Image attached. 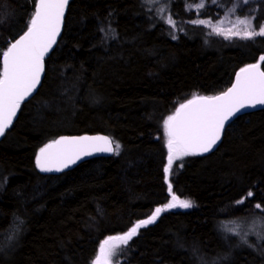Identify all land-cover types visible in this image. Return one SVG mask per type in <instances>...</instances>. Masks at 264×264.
<instances>
[{
    "label": "trees",
    "instance_id": "16d2710c",
    "mask_svg": "<svg viewBox=\"0 0 264 264\" xmlns=\"http://www.w3.org/2000/svg\"><path fill=\"white\" fill-rule=\"evenodd\" d=\"M192 1L170 0L173 27L149 0H70L43 82L0 141V264H93L106 238L168 202V183L194 206L163 212L113 264H264V239L239 244L222 227L264 218V108L236 118L216 150L174 161L168 181L163 171L164 121L264 56V36L226 39L189 22L178 29L177 20L196 16ZM229 1L209 0L204 15ZM35 2L0 0V53L27 29ZM254 20H264L262 1ZM74 134L105 135L119 154L42 173L39 149Z\"/></svg>",
    "mask_w": 264,
    "mask_h": 264
},
{
    "label": "snow or ice",
    "instance_id": "6c2138e0",
    "mask_svg": "<svg viewBox=\"0 0 264 264\" xmlns=\"http://www.w3.org/2000/svg\"><path fill=\"white\" fill-rule=\"evenodd\" d=\"M67 4L68 0H36L35 11L26 26L27 30L0 53L3 58V69L0 72V135H3L11 125L21 102L30 96L39 84L44 68V57L60 33ZM195 7L203 8V0L196 3ZM158 11L168 25L175 27V21L171 16H164V9ZM229 22L231 27L225 29L220 26L223 21L216 25L207 20L192 21L194 24L211 26L216 34L223 35L226 39L232 37L252 39L264 36V25L256 30L252 18L237 17L234 22ZM261 62H264V56L260 57V62L241 68L237 73L236 83L226 92L217 96H194L187 103L181 104L175 114L164 121L168 148V162L163 170L166 179L174 161L184 156L209 152L220 140L225 122L237 112L256 104L264 105V71L261 70ZM120 147L118 142L107 136L60 137L40 148L35 162L41 171L53 169L59 171L75 163L82 156L95 152L119 154ZM168 192L171 194V200L155 208L147 219L137 221L121 235L106 238L100 245L99 255L93 264H111V258L117 249L127 245L137 236L140 228L154 223L162 212L176 207L193 206L191 201L181 199L172 192L171 183H168ZM252 196V192L247 193V197ZM243 202V199L237 201L238 204ZM255 207L261 209L262 205L256 204ZM245 236L246 234H241L244 242Z\"/></svg>",
    "mask_w": 264,
    "mask_h": 264
},
{
    "label": "rangeland",
    "instance_id": "374dc122",
    "mask_svg": "<svg viewBox=\"0 0 264 264\" xmlns=\"http://www.w3.org/2000/svg\"><path fill=\"white\" fill-rule=\"evenodd\" d=\"M260 1L264 2V0H233V1L230 0L227 3V5H225L224 3H219L220 4L218 6L219 11L213 10V11H211L212 12L211 15H204V10H207V8H210L209 0H203L204 7L200 8V9H197L195 7V4L199 3L200 0L192 1L190 3H187L186 7L188 10L194 11L197 14L194 18H192L189 21L177 20L179 22L178 29H183V27H185L186 24H188V22L192 23V21H194V20L211 21L212 25H216V24L220 23L221 21H223V23L220 24V26L227 29V28L231 27V23L229 21L234 22L237 17H240V18L249 17V18H252L253 27L256 30H259V27L261 25H264V20L261 23H259V26H258L256 21L254 20V17L257 13L258 4ZM169 2H170V0H155V2H151V3L149 2V3L151 5L158 7L159 9H164V12H166L168 14L169 13V10H168L169 9V6H168ZM192 24H194V23H192ZM176 25H177V23H175V26ZM196 25H202L212 34L224 37L223 35L216 34L213 31V28L209 25H206V24H196ZM233 38H239V37H232L230 39H233ZM239 39H241V38H239ZM167 181H168V177H167ZM180 198L191 201L193 206H194V202L192 199L186 198V197H180ZM170 200H171V196H170V199L168 200V202ZM191 208L176 207V208L168 209L164 212L177 211V210H189ZM145 219H147V218H145ZM157 219H156V221H157ZM222 227H223V230L225 231V232L223 231L225 234L227 233V235L229 234L232 236H236L239 240V244H249L250 243L251 245L258 248V244L261 242V240L264 239V218L261 217L260 215L252 214V215H248V216L243 217V218L224 220V222L222 223ZM222 227H221V225L219 226V228H221V229H222ZM140 229H139V231H140ZM234 229L236 231H233ZM241 234H246V236L244 238L246 240V242H244V240L241 239ZM119 235H121V234H119ZM252 242H253V244H252ZM99 252H100V247L98 249L97 255H99ZM111 264H113L112 261H111Z\"/></svg>",
    "mask_w": 264,
    "mask_h": 264
},
{
    "label": "water",
    "instance_id": "95a60500",
    "mask_svg": "<svg viewBox=\"0 0 264 264\" xmlns=\"http://www.w3.org/2000/svg\"><path fill=\"white\" fill-rule=\"evenodd\" d=\"M70 3V0H68V4L66 6V9L68 7ZM66 9H65V12H64V17H63V22H62V25H61V29H60V33L59 35L56 37V42L53 44L52 48L49 50V52L45 55L44 57V61H43V64H44V68H43V72L41 73V76H40V82L39 84L37 85L36 89H34V91L30 94V96H28L24 101L21 102V104L27 102L28 100H30L38 91V89L40 88L42 82H43V79H44V76H45V73H46V59L50 56V54L53 52V50L55 49V47L57 46V43L59 42V39L63 33V29H64V23H65V13H66ZM27 30V29H26ZM25 30V31H26ZM24 31V32H25ZM24 32L21 34L23 35ZM19 35L15 40L19 39V37L21 36ZM15 40L13 42H15ZM12 42V43H13ZM257 62H260V61H257ZM255 62V63H257ZM251 64H254V63H251ZM249 65V64H248ZM2 66H3V58H2ZM247 66V65H246ZM244 66V67H246ZM242 67V68H244ZM261 70L264 71L262 69V66H261ZM240 72V69L236 72V74L234 75V78H233V81L231 83V85L229 87H227L224 91H221L220 93H217V94H214V95H201V96H217V95H220L222 94L223 92H226L229 88H231L233 86V84L236 83V76H237V73ZM193 99V98H192ZM191 100V99H190ZM188 102V101H187ZM185 102V103H187ZM184 103V104H185ZM20 104V105H21ZM261 108H264V105L262 104H256L254 107H245L243 109H241L239 112H237L234 116H232L228 121L225 122V125H224V129L222 131V134H221V138L219 141H217L216 145L213 146V148L209 151V152H212L214 150H216L219 145L221 144L222 140H223V137H224V134H225V131L226 129L228 128V126L234 122L236 120V118H238L240 115H244V114H247V113H250V112H253V111H256V110H259ZM19 113H20V107L17 109V112H16V115L13 117V120H12V123L11 125L5 130L4 134L3 135H0V141L3 139L6 131L8 129L11 128V126L16 122L18 116H19ZM175 114V113H174ZM80 136H105V135H101V134H74V135H65V136H61V137H80ZM60 138V137H59ZM57 138V139H59ZM55 139V140H57ZM52 142V141H51ZM50 143V142H49ZM48 144V143H47ZM44 147V146H43ZM40 150V149H39ZM209 152H206V153H209ZM39 153V151H38ZM37 153V154H38ZM206 153H201V154H206ZM110 154L109 152H95L91 155H86V156H82L79 160H77L75 163L73 164H70L68 167L66 168H62L61 170L57 171L55 169H53L52 171H41V169L39 168V170L42 172V173H60V172H63V171H67L69 169H71L73 166L77 165L78 163H81L87 159H90V158H93V157H98V156H105V155H108Z\"/></svg>",
    "mask_w": 264,
    "mask_h": 264
}]
</instances>
